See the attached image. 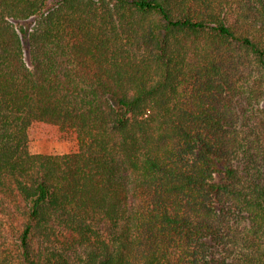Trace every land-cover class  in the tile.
I'll return each instance as SVG.
<instances>
[{"label":"trees","instance_id":"obj_1","mask_svg":"<svg viewBox=\"0 0 264 264\" xmlns=\"http://www.w3.org/2000/svg\"><path fill=\"white\" fill-rule=\"evenodd\" d=\"M0 264H264V0H0Z\"/></svg>","mask_w":264,"mask_h":264},{"label":"rangeland","instance_id":"obj_2","mask_svg":"<svg viewBox=\"0 0 264 264\" xmlns=\"http://www.w3.org/2000/svg\"><path fill=\"white\" fill-rule=\"evenodd\" d=\"M33 23L34 19L23 22L26 27L32 26ZM25 43L28 46L27 37H25ZM29 134L30 149L34 153L63 154L79 148V142L73 133L62 131L53 123L36 121L31 125Z\"/></svg>","mask_w":264,"mask_h":264}]
</instances>
